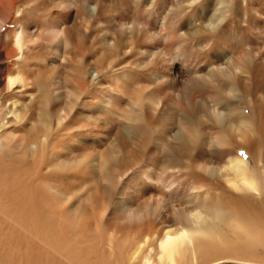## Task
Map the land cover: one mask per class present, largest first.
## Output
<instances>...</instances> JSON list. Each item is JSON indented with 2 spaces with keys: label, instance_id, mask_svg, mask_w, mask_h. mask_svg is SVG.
Instances as JSON below:
<instances>
[{
  "label": "rangeland",
  "instance_id": "374dc122",
  "mask_svg": "<svg viewBox=\"0 0 264 264\" xmlns=\"http://www.w3.org/2000/svg\"><path fill=\"white\" fill-rule=\"evenodd\" d=\"M0 6V167L7 162L2 139L32 142L39 130L43 144L46 132L51 141L49 164L30 157L0 173V263L116 264L113 254L129 249L141 229L157 238L178 227L163 224L157 205L169 203L166 210L176 221V209L202 205L188 198L194 185L227 215L224 238L201 240L172 264H264V142L255 146L259 190L208 177L205 185L185 173L183 185H160L162 169L172 160L201 172L203 160L218 159L210 154V142L221 126L203 114L193 125L177 94L211 101L199 91L213 86L206 79L211 67L227 59L239 76L251 73L264 90V0H0ZM202 8L208 16L200 15ZM19 31L22 51L15 44ZM12 77L19 81L9 88ZM46 100L50 123L41 113ZM254 101L264 116L263 95ZM255 106L245 104L248 117ZM256 137L251 134L250 141ZM201 147L205 159L197 161ZM152 173L156 184L147 179ZM40 183L60 192L67 207L86 210L91 222L93 213L102 220L100 238L78 231L87 248L74 252L77 261L53 256L42 231L31 230L41 224L32 202ZM41 193L36 199H45ZM120 199L142 216L127 217ZM158 244L147 242L143 249L156 263Z\"/></svg>",
  "mask_w": 264,
  "mask_h": 264
},
{
  "label": "bare ground",
  "instance_id": "6f19581e",
  "mask_svg": "<svg viewBox=\"0 0 264 264\" xmlns=\"http://www.w3.org/2000/svg\"><path fill=\"white\" fill-rule=\"evenodd\" d=\"M208 8H202L200 15L205 16L209 14ZM213 21L214 18L212 15L210 18V25L211 23L213 24ZM206 24H208V22H206ZM23 40L24 32H17L15 44L20 51L23 50ZM206 79L208 83L213 84V86L205 84L201 87L202 91H199V93H208L207 99H211V101H206L204 99L194 100L191 96L187 97V100H185L184 98H181L180 94L177 95L181 100L182 109H189L192 114L193 125H199L200 116L203 114L204 117L211 121L216 119L218 124L221 126L218 129L219 132L217 137H213L214 140L210 142V154L215 157L217 156L218 159L214 160L211 156L206 160H203L205 157L201 147L196 154L197 161L203 160L202 164L198 166L201 172L195 171L190 166L185 167L182 164L173 163L172 160L162 169L164 179L161 180L160 185L167 189L168 185L166 183L168 180L171 181L168 188L175 187L176 184L177 186L183 185L185 177L182 174L185 173L189 178H195L205 182V185L210 184V181L205 178L208 177L209 179L225 181L228 184L231 183L237 189L250 188L259 190L260 186L258 179L260 174L257 167L260 166L258 164L261 160L259 161L257 158L255 146L264 142V124L262 123V118L264 116L262 114L263 112L259 109L260 104L256 103L257 101H254V99H260V96L262 95L264 97V90L261 91V83L256 81L255 77L251 75V73L249 76H239L237 69L232 67V62L228 59L224 64H217L211 67L210 74ZM17 81L19 80L13 77L9 78L8 87H15L16 84H18ZM192 85L195 86L198 84L196 81H193ZM49 103L50 101L46 100L45 103L42 104L44 109L41 113L46 123L51 122L50 118L52 116V111L50 113L48 110ZM247 103H252L253 105L256 104V108L254 107L251 117H248L245 113L247 107H245V104ZM212 104L221 106L222 109L217 112H212V109L210 108ZM254 133L255 136H257L255 140L256 142L250 141V135ZM34 134L32 142L28 137L23 138L18 143L12 144H8L5 139L1 140L4 148L2 152H4L7 162L3 163L1 161L0 173L4 172V167L5 172L9 171V167L13 165H22L30 157H34L37 160L42 159V163L49 164L48 156L49 149L51 148V143L49 142L51 141L48 140V137L50 133L46 132V143L44 144L42 143L43 139L39 140V130ZM179 134L180 133L178 131L175 135L176 139L179 137ZM203 136V133L200 132L199 138L202 141H204L202 138ZM240 150H244V152H246V158L245 156L243 157L238 154L241 152ZM194 164L196 165L195 162ZM41 170H39V172H42ZM153 175V173L150 174V177L147 179L149 183L156 184V180L153 179ZM34 189L36 190V193L33 194L34 199L32 200L35 209L34 216L37 221L39 220L41 222V224L36 223V227L33 226L31 230L34 232H38L39 230L42 231L44 234L42 239L47 241L46 245L48 246V249L55 252L51 251L53 256L54 254H58L60 258L77 261L75 259L74 252L80 253V251L87 248L85 242L84 245H82V238L80 239L79 235L77 236L78 231H83L82 229H84L87 239H91L94 236L95 238H100L102 232L104 231L102 220H99L98 215L93 213V221L91 222L89 217H87L88 219H86V216L84 217L85 214L89 215L85 209L84 214H82L83 212L79 213V211L67 207L66 204L63 203V200L65 199L63 198L64 196H62L60 192H52V188H50V186L46 183H40ZM61 189L58 191H62ZM149 190L153 191L152 188H149ZM188 191V198L193 200L192 202L191 199H189L190 203H202L201 206L194 211H189L187 209L184 210L186 207H183V209H176L178 213H181L180 218H177L176 221L173 214H171V212L168 213L166 210V206H170L169 203L163 202L161 205H157L156 213L159 212L158 217L163 220V224H172L173 226L178 227L169 228L165 231L163 236L156 235L157 238H155L153 233L150 235V238L148 237L149 235L145 236L146 234L151 233V229L147 231L144 230L145 228L141 229L138 232L139 239L137 238L136 240H133L132 246L130 245L127 247L129 249L122 253L120 257L116 256V253L113 254V263L172 264L174 263L176 256L188 251L190 247H193L196 250L197 242H200L201 240L220 241L224 238L222 224H226L227 215L221 205L213 206L208 203L207 194L201 193V190L198 189L197 186L192 185ZM39 192H42L41 196L45 197V199H36V195ZM120 200L121 201L118 202L119 210L125 213L127 217L133 218L135 216H142V213H140L137 208L131 205L129 206L130 202L128 203L127 200ZM17 204L21 205L22 210L27 211V207L24 206L25 204H23L21 200H18ZM156 204H158V202ZM79 217H82L81 223L79 221ZM94 242L92 244H96ZM147 242L159 243L158 247L159 250H161L159 263L153 262L150 254L144 255L143 249ZM93 248H91V250ZM32 264H35V262H32ZM73 264H75V262H73Z\"/></svg>",
  "mask_w": 264,
  "mask_h": 264
}]
</instances>
